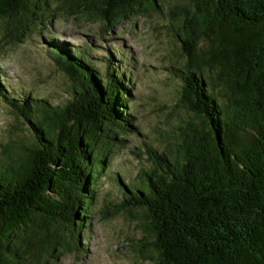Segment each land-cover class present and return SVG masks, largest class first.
Here are the masks:
<instances>
[{
	"label": "trees",
	"instance_id": "obj_1",
	"mask_svg": "<svg viewBox=\"0 0 264 264\" xmlns=\"http://www.w3.org/2000/svg\"><path fill=\"white\" fill-rule=\"evenodd\" d=\"M55 1L0 0L4 44L57 13L112 28L161 6ZM169 7L185 55L183 65L169 67L180 86L175 106L187 119L171 152L146 146L149 168L137 185L120 183L113 207L140 224L135 247L148 264H264V0ZM65 47L49 51L67 80L63 102L10 95L0 83V99L31 136L17 155L0 158V264H48L75 248L104 163L121 148L120 137L134 133L125 71L110 61L98 69L88 51Z\"/></svg>",
	"mask_w": 264,
	"mask_h": 264
},
{
	"label": "rangeland",
	"instance_id": "obj_2",
	"mask_svg": "<svg viewBox=\"0 0 264 264\" xmlns=\"http://www.w3.org/2000/svg\"><path fill=\"white\" fill-rule=\"evenodd\" d=\"M176 2L183 5L186 0H160L159 10H150L147 16H132L112 28L95 17L73 19L57 13L44 22H32L18 43L4 44L7 32L0 20V83L5 80L10 95L29 94V98H46L53 104L65 100L67 80L49 52L54 45L88 51L98 69H105L110 61V67L125 71L128 80L126 108L131 109L134 133L119 136L121 148H114L104 163L90 216L78 232L76 247L56 260L49 259L48 264L150 262L146 253L141 257L136 251L135 245L142 238L140 224L131 215L118 212L113 204L122 199L121 184L137 185L141 169L149 168L146 146L171 152L181 121L187 119V113L175 106L180 86L169 68L185 62L176 33L180 31L179 21L172 17L169 7ZM26 126L23 118L0 99V158L17 155L15 150L29 141Z\"/></svg>",
	"mask_w": 264,
	"mask_h": 264
}]
</instances>
